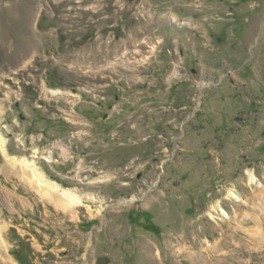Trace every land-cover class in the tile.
<instances>
[{
  "label": "rangeland",
  "instance_id": "374dc122",
  "mask_svg": "<svg viewBox=\"0 0 264 264\" xmlns=\"http://www.w3.org/2000/svg\"><path fill=\"white\" fill-rule=\"evenodd\" d=\"M0 135V264H264V0H0Z\"/></svg>",
  "mask_w": 264,
  "mask_h": 264
},
{
  "label": "bare ground",
  "instance_id": "6f19581e",
  "mask_svg": "<svg viewBox=\"0 0 264 264\" xmlns=\"http://www.w3.org/2000/svg\"><path fill=\"white\" fill-rule=\"evenodd\" d=\"M4 147H5V141L0 135V149L6 158L7 156H6ZM8 160L11 162V163L9 162V164L12 166L20 165L24 173L28 171L31 182L35 183L39 189L44 190L45 192L44 194L46 196H49V198H52L54 196L55 197L59 196V198L61 199L59 200L64 204V205L60 204L62 208L64 207L74 208V207L83 205L82 203L83 197L81 198L73 189H63L59 187L57 184H55L54 182L48 181L45 175L42 172H40V170L36 167L35 162H31L26 159H16V158H8ZM246 175L248 176L247 185L255 186L256 188L262 187L260 180H258V178L255 176L253 172L246 171ZM260 197H262V195ZM227 199H230L231 201H235V202L242 203V204H245L248 201L247 199H244V197H241L239 194H237L234 189H230L227 192ZM236 213H237L236 209L232 210V212H228L225 208H223V206L221 205V202L218 200L213 202L212 205L210 206V209H208L207 211V214L210 216V219L214 221V223L215 221L216 222L218 221L223 224L232 220L233 214H236ZM248 215L252 217L253 222L256 225L259 224L257 218L253 214H248ZM220 223H218V226L220 225ZM4 228L0 226V244L2 245H4V241L2 240L1 233ZM262 239L264 238L260 237V240ZM2 248L4 247L2 246ZM9 261L5 260L4 262L7 264H12V262H9Z\"/></svg>",
  "mask_w": 264,
  "mask_h": 264
},
{
  "label": "trees",
  "instance_id": "16d2710c",
  "mask_svg": "<svg viewBox=\"0 0 264 264\" xmlns=\"http://www.w3.org/2000/svg\"><path fill=\"white\" fill-rule=\"evenodd\" d=\"M143 215H144V213H143ZM147 215V214H146ZM146 220H148V222H149V214L147 215V217H146ZM147 229H149V230H151V231H153V232H155V230H153V229H151V226H150V228L149 227H147ZM21 253H22V251H21ZM17 254L16 252H13V256L18 260V262L20 263V264H25L26 262H25V260H24V254Z\"/></svg>",
  "mask_w": 264,
  "mask_h": 264
}]
</instances>
